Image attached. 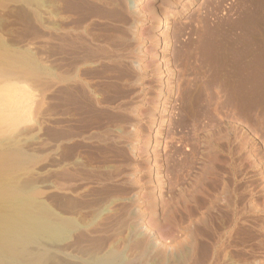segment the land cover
<instances>
[{"label":"rangeland","instance_id":"374dc122","mask_svg":"<svg viewBox=\"0 0 264 264\" xmlns=\"http://www.w3.org/2000/svg\"><path fill=\"white\" fill-rule=\"evenodd\" d=\"M8 8L11 10L8 11ZM8 8L0 10V31L6 32L4 34L10 37L6 36L10 41L33 38L35 30L29 27L27 29L26 26L18 23L22 20L18 6L10 5ZM173 20L172 23L175 24L173 34H175L172 43L175 53H173L172 66L175 69L177 81L173 90L190 91L195 102L193 112L189 115H183L180 108H175L177 107L175 98L170 102L171 107L166 108V113L177 112V117L167 128L168 134L165 132L164 142H160L158 146L156 169L163 199L166 204L168 202L175 207L172 214L175 226L170 239L167 238V242L161 240L166 242L163 244L161 242L163 246L146 243L141 250L137 231L140 227L139 216L145 211V203L141 199V190L140 193L138 190L145 188L142 183L144 176L140 171L141 162L135 159L130 149L122 145L123 143L119 140L122 135L135 137L137 129L143 128L144 125L137 116L139 102L133 98L134 95L137 96L139 88L148 82L143 65L139 70L124 62L123 66L114 67L116 69L108 66L96 69L97 73L88 71L90 74L87 73V76L91 74V77L94 76L92 88L101 101V106L94 109L85 107L83 100V104L80 102L73 105H66L65 101L58 102L53 92L49 90L50 78L46 79L48 76L28 86L32 96L40 95L39 98L43 97V100L37 114L33 110V114L30 113V118L27 120L31 121L26 120L25 123H21L22 129L19 126L22 132L24 130L27 138L22 141L24 142L22 145L30 153L38 156L39 161L36 162L39 167L43 166L44 172L41 173L39 170L40 173H34L35 179L38 177L37 183H41L45 188L49 180H55L58 176L59 181L71 187L70 192L55 191L43 196L48 200L54 199L55 210L79 224L76 223L77 230L68 239L59 243L60 247L56 253L57 257L55 255L54 264H72L76 261L70 255L82 254L87 257L90 254L89 243L85 240L86 226L92 222L95 224L92 230L96 243L111 244L118 250L124 248L139 250L143 253L139 259L140 264H186L185 250L190 249L192 244L190 241L197 239L194 250L199 251L198 254L195 252V255H198L197 257L203 255L197 258L199 264L206 259L205 255H210L211 239L216 228L227 223L225 214L218 216V205L215 203L219 194L223 190L226 192L227 187H232L236 193L237 203L245 206L246 214L245 223H242V219L239 228L233 232L228 241L225 249L226 257L222 260V264H264V206L261 204L262 194L258 191L261 175H263L262 169H264V0H194L189 10ZM105 23L98 25L99 28L101 26L104 34H110L112 30L111 33L115 30L121 35L125 33L113 23L107 21ZM225 34L227 36H224ZM133 35L128 32L127 37L132 39H130L131 42L137 38V35L134 37ZM187 49L191 52L189 53ZM47 50H44L41 60L46 61V65L51 67L54 53L49 47ZM184 54L192 56L190 61H186ZM242 76L244 81H247L244 86L246 90L238 85L240 81L237 80H243ZM242 90L247 98L245 107L240 101ZM118 103H125L128 110L125 113H116L110 107H106H112ZM66 112L70 114L69 117L73 122L61 117V115H67ZM31 115H33L32 119ZM36 117L41 120L39 126L36 125ZM33 132H36V135ZM30 134H33L32 137ZM225 135L228 136L227 141L221 140L217 144L220 163H217L216 175L211 180L203 182L205 195L195 192L193 199L188 198L185 209L180 205L179 200L183 198V195L191 193L197 183L201 166L205 162L209 139H218ZM60 136L62 137L60 145L63 144L60 146L62 149L59 148L61 152L53 147V143L61 139ZM68 136L71 137L69 142L66 141ZM235 137L245 143V148L241 152H238ZM245 151H250L260 163L255 165L241 160ZM56 155L58 158L55 157ZM54 161L62 162L63 166L60 170L55 169L57 163ZM65 175L69 178L68 180ZM135 192L137 195L133 198ZM103 209L110 210L103 213ZM112 211L115 212L112 213ZM137 224L138 226H135ZM126 236L127 240H124ZM202 257L204 259H201ZM45 263L51 264L47 261Z\"/></svg>","mask_w":264,"mask_h":264},{"label":"bare ground","instance_id":"6f19581e","mask_svg":"<svg viewBox=\"0 0 264 264\" xmlns=\"http://www.w3.org/2000/svg\"><path fill=\"white\" fill-rule=\"evenodd\" d=\"M193 3L194 0H0L1 11L4 9L7 10L10 5L15 7L18 6V11H20L19 14L22 16L21 22L18 23L23 24L27 29L29 27L35 30V36L24 41H19V39L18 41H10L6 38L8 35L5 36L4 34L6 32L2 33L0 31V264H46V261L47 263L51 262V264H54L55 255L60 247L59 243L68 239V237L77 230V225H79L77 222L76 225L74 220L59 214L55 210V206L53 205L54 199L48 200L43 196L47 193H55V191L70 192L71 187H69L68 184L66 185L63 181H59L58 176L55 180H49V182L45 184V188L42 187L44 185L41 183H37L38 177H36V181L34 173L44 172L42 170L43 166L39 167L36 162L39 161L38 156L30 153L28 149L26 150L22 145L24 143H22V141H25L24 139L27 138L25 137L26 133L24 134V130L23 132L20 130V124L23 122L25 123L26 120L30 118L32 110L37 114L43 100V97L39 98L40 95H38V97L32 96V93L28 90V86H31L34 82L38 83L44 76H48L46 79L50 78V86L48 87L49 90L53 92L54 98H56L58 102L65 101L66 105H73L75 103L80 104L83 100L85 107L94 109L101 106V101L92 88V79L94 76L91 77L92 74L87 76L86 74L88 71L95 72L98 68L108 66L114 68L121 66L124 62H127V65L137 67L139 70L142 69L143 65L148 82L139 88L137 96L134 95L133 98H135V101L137 100V102H139L137 116L143 121L144 125L142 124L143 128L137 129L139 132L137 131L135 137L132 136L133 138H131L122 135L119 137V140L123 143L122 145L130 149L134 158L141 162L140 171L144 176L142 183L145 188H140L138 190V192L141 190V199L145 203V211L139 216L140 227L138 229L139 231H137L140 237L139 242L141 244V250L144 249L146 243L158 245L162 242L163 244L173 233L175 221L172 214L174 213L173 210L175 207L174 205L168 204V202L166 204L161 194L159 176L156 169V158L159 150L158 146L160 142H164L166 137L165 132L168 130L167 128L171 126L173 119L177 117V112L166 113V108L171 107L170 102L175 98L174 100L177 106L175 108H180L183 115H189L193 112L195 100L190 91L185 89H179V91L173 90L177 81L175 79V69L172 66V60L174 58L173 53H175L173 52L175 50H173L172 43L175 34H173V31H175V24L172 23V20L182 16V14L189 10V7ZM10 10L8 8V11ZM13 10L12 13L14 12ZM21 16L19 17L21 18ZM243 19L244 18H242V20ZM106 21L120 27L125 33L121 35L116 33V30L114 33H111L113 30L111 32L107 30L110 34H104L101 30V26L99 28L98 25H103ZM111 28L109 29L111 30ZM128 32L137 35L136 40L133 39L131 42L132 39L130 38V40L127 37ZM224 36L227 35L225 34ZM21 37L20 39H22ZM47 47L51 48L54 53L53 64L49 63L51 67L46 65V61L41 60V56L45 53L44 50H47ZM190 52L189 50V53ZM185 55L186 61L192 57L187 54H184V56ZM88 74H90V72ZM242 77L243 80L239 79L237 81H240L238 85L242 89H245L244 86H246L247 81H244V76ZM228 78L230 77L228 76ZM257 83L262 84V82ZM240 101L242 106L245 107L247 98L243 90ZM125 105V103H118L112 107H106H110L116 113H125L128 110ZM63 110H65V108ZM79 111H77V113H80ZM86 112L85 114H87ZM69 115L70 114L67 113V115H61V117L68 120L70 119ZM31 116L32 119L33 115ZM58 116L60 118V114H58ZM30 121L29 119L28 122ZM70 121L72 120L70 119ZM63 122L65 123V121ZM58 123L57 121V124ZM40 124L41 120H38L36 117V125L39 126ZM73 129L74 128H72V130ZM34 134L36 135V132ZM227 139L228 136L225 135L218 139L210 138L208 143L206 142L208 148H206V156L204 157L205 162L201 166V173L199 174L193 191L191 193L188 191L190 194L183 195V198L179 200L181 206L184 207L187 205L188 198H190V200L191 198L193 199V195H196L194 194L195 192L198 191V193L204 194L205 188L203 182L214 178L216 175L217 163H220L217 155V144L219 141H227ZM70 140L71 137L68 136L66 141L69 142ZM61 142L62 137L60 140H56L53 143L55 150L58 149L57 151H60V146H63V144L60 145ZM236 142L238 152L243 151L245 148L244 141L236 138ZM60 149H62V147ZM55 157H57V155ZM65 160H63V162ZM241 160L255 165L260 163L250 151H245ZM70 161L71 160H69V162ZM76 162L78 163V161ZM56 163L55 169L60 170L63 166L62 162L57 161ZM68 165L71 164L68 163ZM262 170L264 171V169ZM263 171V175H261V184L258 187V191L262 194V206H264ZM65 178H67V180L69 179L66 175ZM226 189V192L223 190L219 194V198H217L215 202L218 207H215H217L218 216L225 214L227 223L216 228L213 239H211L210 255H205L203 251L204 253H202L205 255L206 259L202 257L201 259H204V261L199 264H222V260L226 257V246L233 232L239 228L238 226L241 224L242 219V223H245V206L237 203L235 199L236 193L232 190V187H227ZM136 195V192L133 193V198L134 196L136 197ZM184 208L186 209V207ZM109 210L103 209L102 212L107 213ZM114 212L112 211V213ZM111 217H113V215ZM135 226H138V224ZM79 227L80 226H78V228ZM86 227L87 232L85 241L89 243L90 254L87 257H84V255L82 256V254L80 256L76 254L70 255V257H73L76 261L74 263L72 262V264H140L139 259L142 257L143 253L139 250L126 248L118 250L116 246L114 247V245L111 244L105 245L96 243L97 240H94V232L92 230L95 224L92 222ZM124 233L126 232L124 231ZM126 238L127 236L124 240H127ZM196 240L190 241L192 242L191 247L187 246L190 249L185 250L186 264H198L197 258L203 256L201 254L200 257L195 255L196 249L194 250V248H196ZM189 244L190 243H188V245Z\"/></svg>","mask_w":264,"mask_h":264}]
</instances>
